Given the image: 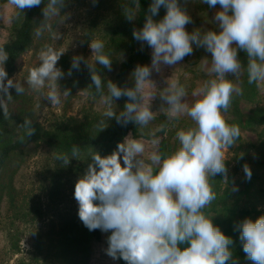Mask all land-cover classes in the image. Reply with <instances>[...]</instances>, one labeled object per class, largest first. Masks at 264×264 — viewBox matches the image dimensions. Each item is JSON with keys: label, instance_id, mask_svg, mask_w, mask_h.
I'll return each instance as SVG.
<instances>
[{"label": "clouds", "instance_id": "1", "mask_svg": "<svg viewBox=\"0 0 264 264\" xmlns=\"http://www.w3.org/2000/svg\"><path fill=\"white\" fill-rule=\"evenodd\" d=\"M9 3L17 10V16L44 5L43 20L35 27L34 36L42 38L47 32L54 43L39 50V63L29 69L25 82L52 106L71 95L70 89H61L59 81L66 75L71 77L73 70L80 71L83 64L90 73L89 87H94L103 106L102 118L96 125L100 131L111 119L121 126H147L155 119L151 101L157 96L162 101L160 111L169 120L187 115L193 122V126L176 132L179 146L174 151H153L149 161L143 155L145 144L131 138V134L111 154H90L86 170L75 182L73 195L83 225L89 231L110 233L104 253L125 264H238L232 250L233 238L205 210L217 198L210 181L222 176L228 183L227 153L240 138L239 125L230 124L225 118L233 96L242 94L232 78L238 81L242 71H246L249 84L264 86V0H201L209 8L219 6L213 16L216 29L203 32L187 30L186 26L193 23L186 7L188 0H183V4L181 0H151L143 26L132 31L137 42L151 49V63L135 66L131 87L119 86L111 79L105 85L100 68L111 71L113 60L100 39L89 41L90 57H72L67 73L57 66L66 51L56 47V41L63 38L56 25L70 19L68 13L62 14L66 0ZM121 7L131 23L140 11V0H127ZM162 7L165 14L155 19ZM194 49L210 54L213 76L194 93L198 98L189 103L186 88L177 80L156 91L153 72L179 64ZM241 52L246 54V66L240 59ZM8 59L7 51L0 47V109L4 118L10 115V90L15 89L16 95L25 92L24 82L9 78L5 68ZM146 86L152 90L146 92ZM122 98H127L126 102L117 111L115 101ZM21 127L29 136L35 132L29 119ZM166 128V124H161L157 131L166 133ZM80 154L81 147L73 144L70 153H57L55 159L67 166L73 158L80 160ZM243 172L250 180L252 171L248 164L243 165ZM231 190L238 191V187L233 185ZM234 231L239 233L247 260L264 264V215L255 220L244 218L234 225Z\"/></svg>", "mask_w": 264, "mask_h": 264}, {"label": "trees", "instance_id": "2", "mask_svg": "<svg viewBox=\"0 0 264 264\" xmlns=\"http://www.w3.org/2000/svg\"><path fill=\"white\" fill-rule=\"evenodd\" d=\"M0 1L9 2V0ZM82 1L66 0V4L68 7L75 2ZM191 1L201 10L209 8L206 4H202L201 0ZM125 2L127 0H121V4ZM121 4L116 15L104 26L106 28L104 36L108 38L105 51L113 60L112 70L100 68V73L105 85L107 79H111L119 86L131 87L133 86L131 73L135 66L145 65L150 61L151 49L137 42L133 38L132 31L134 28L139 29L143 26L145 13L151 0H140V11L135 21L131 23L125 19ZM43 6L41 4L39 7L26 10L24 15H16L11 27L10 38L0 45L9 55L5 65L9 78H12L18 71L22 58L32 45L34 29L42 18ZM160 18L162 17L159 13L155 19ZM240 59L246 66L245 53H240ZM57 66L67 73L71 67V59L63 57L58 61ZM232 79L242 89V94L233 96L231 107L225 115L228 123L237 124L240 127V138L236 142L238 146L242 142L243 132L252 133L257 126L264 124V109L253 107V101L259 94V87L248 83L246 71H242L238 81L235 78ZM91 83L90 73L83 64H81L80 71L73 70L71 77L66 75L60 80L62 90L64 88L71 90L70 98H76L81 93L88 102V106L83 108L76 118L67 117L64 114L56 115L45 125L41 124L33 113L31 97L26 86H24L25 92L22 95H16L15 89L10 90L13 99L8 103L10 113L8 118H4L3 111L0 109V187L2 183L5 184L9 202L13 204L15 192L7 183L5 173L11 168L10 172H12L15 169L14 166L20 165L25 157V148L29 144H35L40 149L36 173L38 190L50 205L32 204L29 207L30 210L32 209V221L39 224L48 214H54L55 219L58 220L57 224L53 223L51 226L47 224L45 233L38 229L35 233L37 264L40 261L43 264H88L92 246L101 241L102 232L100 230L89 231L80 221L78 204L74 208L71 206L68 209L62 208L64 198L74 193L75 182L86 170L91 153L97 151L101 155L111 154L117 144L129 134L135 139H157V151L171 152L169 141L165 137V132L162 131H156L148 136L147 130L132 123L121 126L115 119L109 120L107 127L100 131L96 125L102 118L103 107L99 106V97L95 95L94 87H89ZM126 99L115 101L117 111L123 109ZM25 119L31 120L32 127L35 129L31 136L21 127ZM73 144L81 147L80 160L73 158L69 165L63 166L56 161L55 156L57 153H70ZM242 157L241 159V156H236L237 167L245 164L248 157L246 152ZM255 165L258 171L252 172L251 179L245 183L231 184L222 188V176H217L210 181L217 198L205 210L214 216L213 222L226 235L233 238L232 250L238 264H252V262L247 260L243 252L239 233L234 231V225L246 217L255 220L260 216L258 209L264 208V161L256 162ZM254 180L260 182L259 186L255 187ZM233 185L238 187V191L231 190ZM254 214L257 216L254 217ZM117 261L118 264H125L123 260Z\"/></svg>", "mask_w": 264, "mask_h": 264}, {"label": "rangeland", "instance_id": "3", "mask_svg": "<svg viewBox=\"0 0 264 264\" xmlns=\"http://www.w3.org/2000/svg\"><path fill=\"white\" fill-rule=\"evenodd\" d=\"M181 3L183 4V1ZM120 4L121 0H97L95 4H93L92 0H83L80 3L75 2L63 9L62 14L68 13L70 19L66 20L63 24L56 25L57 30L63 34V38L56 41V47L66 49L61 58L66 57L72 60V57L75 55H82L88 58L91 56V49L89 47V41L91 39H100L106 43L108 38L104 36L106 31L104 26L108 20L116 15ZM186 7L193 20V23L186 26L189 32L194 29H199L202 32L208 29H216L213 16L219 9V6L201 10L190 0ZM16 12L15 7L9 2L0 1V45L10 38L11 27L17 15ZM164 14L165 9L162 7L160 11L161 17ZM42 20L43 16L37 24ZM50 43L54 42L50 40L47 32L42 38H36L33 35L32 45L22 58L20 67L12 79L24 82V86L28 88L25 81L29 69L38 65L39 50L45 44ZM150 63L151 50L148 65ZM210 65V54L206 53L203 49H194V53L186 56L179 64L170 67L162 66L160 73L153 72L151 79L156 87L155 90L158 92L167 87V83H170L172 80L179 81L187 90L188 102L192 103L198 98L194 93L203 86L206 80L213 78L210 74ZM186 73L188 74L187 77L185 76ZM150 90L152 89L146 86V92ZM28 92L31 97L33 113L43 125L56 115L64 114L67 117L76 118L82 109L88 106L86 98L81 93L76 98H70V96L62 98L59 105L52 106L41 94L32 91L30 88H28ZM151 103L152 110L155 113V119L149 122L147 126L141 128L147 130L149 132L148 136H151L161 124H166L165 137L171 146L170 151H174L179 146L178 140L176 139V132L181 128L186 129L193 126V122L187 115H181L176 119L169 120L166 113L160 111L162 101L159 99V96L151 101ZM99 106L103 107L101 104ZM164 106L166 107L167 105ZM253 107L260 110L264 109V86L259 87V94L253 101ZM141 140L145 144L144 159L149 161L150 154L153 151H157L156 144H153V139L150 138H141ZM39 152L40 149L35 144H29L25 148L23 162L18 166H14L15 169L12 172H10L11 168L10 171L5 173L7 183H9L15 192L13 204L9 202L6 193L7 187L4 183L1 184L0 264H37V254L35 251L37 246L35 233L37 229L45 233L47 231L45 230L47 224L51 226L53 223H58L54 214L46 215L45 219L39 222V224L37 222L35 224L32 221V209H29L32 204H40L41 206L50 205L38 190L36 173L39 165ZM244 152L248 155L244 163L249 165L252 172L258 171L255 165L256 162L264 161V124L257 126L252 133L243 132L242 142L228 151V160L226 162L228 168V183H225L222 179V188L230 186L231 184L238 185L239 183L249 181L245 178L243 166L237 167L236 156H243ZM259 184V181L254 180L255 187L259 186ZM63 202L64 207L62 208L66 209L69 206L74 208L77 204L73 194L64 198ZM258 210L260 211V215H264V208H259ZM256 216L254 214V217ZM109 234L102 232L101 241L92 246L88 264H118V261H113L104 253V249L107 247L106 238ZM40 263L43 264L42 261Z\"/></svg>", "mask_w": 264, "mask_h": 264}]
</instances>
